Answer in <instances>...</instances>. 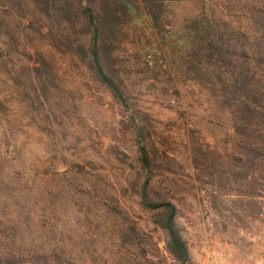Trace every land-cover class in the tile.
<instances>
[{"label":"rangeland","instance_id":"374dc122","mask_svg":"<svg viewBox=\"0 0 264 264\" xmlns=\"http://www.w3.org/2000/svg\"><path fill=\"white\" fill-rule=\"evenodd\" d=\"M0 264H264V0H0Z\"/></svg>","mask_w":264,"mask_h":264},{"label":"trees","instance_id":"16d2710c","mask_svg":"<svg viewBox=\"0 0 264 264\" xmlns=\"http://www.w3.org/2000/svg\"><path fill=\"white\" fill-rule=\"evenodd\" d=\"M88 12L90 13V9H88ZM89 18L91 20L92 18V15L89 14ZM93 56L96 60V52L94 51L93 52ZM96 69L98 71V74L100 75L101 79L107 83L109 86H111L114 91L117 93V95L122 99V94L120 93V90L118 87H116V85L113 83V81L102 71L99 63L97 62L96 60ZM150 205H153L155 206L154 204H150ZM161 205H165L167 207H170L171 211L168 215V218H167V227H168V230H169V234H170V238H171V241H172V244H173V247L175 248L176 251L179 252V255L180 257L183 259V257L186 256V247H185V244L183 242V240L181 239V237L179 236V234L174 230L173 226H172V218H173V213H174V206L172 203L170 202H166L165 204H161Z\"/></svg>","mask_w":264,"mask_h":264}]
</instances>
